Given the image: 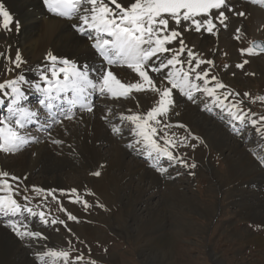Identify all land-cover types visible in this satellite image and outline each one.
Masks as SVG:
<instances>
[{
    "label": "rangeland",
    "instance_id": "rangeland-1",
    "mask_svg": "<svg viewBox=\"0 0 264 264\" xmlns=\"http://www.w3.org/2000/svg\"><path fill=\"white\" fill-rule=\"evenodd\" d=\"M227 15L232 23L230 31L237 34L236 28L241 29V32L237 34L240 36L239 40L234 38V44L220 45L212 36L210 45L203 51L195 46L190 48L201 53L203 59L214 62V67L209 68L205 64L201 65V70L209 68L210 75H216L226 86L225 89L219 90L220 93L239 94L235 97L229 96L226 103L240 100L242 112L249 115L254 113L252 119L259 120L261 116H264V101L255 98L264 96V53L254 56L240 54L239 50L248 47L255 38L248 31V27H246L247 31L245 30L244 17L234 16L232 13ZM253 27H255V33L261 34L257 39L264 42V22L256 20ZM178 30L183 32V28ZM2 40L0 38V83L3 82L6 68L16 53L11 44ZM244 59H248L249 62L243 69H237L235 65ZM225 64L229 66L227 69L224 67ZM246 92L249 94L248 97L244 96ZM101 100L110 101V98L105 95ZM129 100L130 97L110 101L116 103L110 107V110L108 109L113 123L118 122V125H124L118 113ZM101 108L104 109L103 106ZM206 115L208 114H205V117H208ZM76 118L78 117L75 116ZM172 119L170 117L168 123L174 125L177 134L180 135L181 132V136L183 134L187 136L190 132L201 138L202 142L189 139V144L196 145L195 148L181 145L179 151L176 147L168 146L173 155L186 160L188 164L195 163V168H186L179 163L170 162L167 157H161L162 165L168 168L167 173L173 175L161 178L155 184L156 186L150 188V182H148L150 179L141 181L136 174L132 178L134 182L131 185L122 183L118 190H115V186L112 188L109 186L105 192L99 194L95 187L87 184L88 181L84 182V179L91 180L95 186H98V182L100 184L103 177L99 175L97 180L98 177L91 173L95 170L83 164L84 162L77 157L76 165L78 163L79 165L71 166L72 169L66 167L68 172L65 169L68 178L66 177L63 188L37 190L40 193L36 195V204L41 205L38 207L43 210L45 208L47 212L44 211V213L50 216H48L47 224L41 221L43 224L36 227V230L38 229L37 231L46 238L24 237L23 239L27 241L19 239L23 243L24 251L29 252L28 257L31 260L35 258L36 261L33 260V262L37 264H63L62 258L46 255L49 245H52L53 250L69 252L68 264H72L77 256L82 257L79 264H91V262L95 264H158L159 258L162 257L160 255L162 250L159 251L154 242L156 239L163 238V252L166 253L164 263L166 264H264V223H262L264 220L251 216L249 214L251 211L248 210L250 206H257V209L264 210V163H261V159L264 158V136L257 134L250 124L240 127V131L237 132L226 125L225 118H211L210 122L221 126L220 129L222 128L221 131L225 132L228 145L236 150V152L226 150L227 152L221 153L212 144H208L204 136L196 132L197 129L194 126H187L182 122L186 128L176 127L181 123ZM65 122L55 126L64 129L62 131L64 135L61 134L63 140L69 138L74 141L70 133L77 127L73 129L68 123L64 126ZM233 125L234 123L232 127ZM127 126L125 131L130 132V124L128 123ZM59 129L53 132L59 133ZM49 132L50 137L48 133L42 139L39 136L41 139L39 144L30 143L13 155L30 152L35 144L39 148L50 145L52 132ZM159 143L164 145L163 141ZM73 154L78 156L77 152ZM243 156L246 158L248 169L252 167L250 170L252 173H249V176L244 174L242 169H236V164ZM129 157V160L136 159L137 162L146 164V168L153 169L154 174H161L149 165L148 159L137 154ZM53 166L55 165H50L51 168ZM84 166L89 170L87 168L86 171ZM114 172L118 173L115 170ZM39 174H41L40 171ZM67 181L68 184H66ZM170 187L181 194L173 196L170 193ZM72 189L76 192L73 193ZM85 201L89 207L84 206ZM68 213L75 215L78 220H68ZM53 219L63 220L67 227L65 224H52ZM144 227L148 229L145 230ZM156 257L158 261H152Z\"/></svg>",
    "mask_w": 264,
    "mask_h": 264
},
{
    "label": "snow or ice",
    "instance_id": "snow-or-ice-1",
    "mask_svg": "<svg viewBox=\"0 0 264 264\" xmlns=\"http://www.w3.org/2000/svg\"><path fill=\"white\" fill-rule=\"evenodd\" d=\"M249 2L264 4V0H249ZM43 3L53 14L79 18L81 23L74 24L73 28L92 41L91 46L102 58V63L98 68L90 66L87 62L79 65L67 57L60 59L49 52L46 60L50 61V67H40L37 70V80L29 81L21 72L17 77L0 83V94H2L0 104L6 103L7 113L0 114L2 117L0 118V151L14 154L30 143L40 142L38 136L27 133L26 129L29 125H38V132L48 133L50 136L49 129L53 126L62 124L65 119L70 121L75 119L77 108L80 112L93 113L94 103L89 98L90 89H95L101 96L107 95L113 99H126L134 92L145 94L152 92L158 96L156 103L146 113L121 114L119 117L122 123L125 121L131 123L133 126L131 133L136 138L135 144H142V150L150 160L167 157L170 162L179 163L186 168L196 167L195 163L188 164L186 160L173 155L168 149V145L175 148L178 143L195 148L196 145L189 144V139L201 141L200 137L190 132L187 136L180 137L179 142L175 139V133L171 134L170 139H166L169 137V130L173 127L165 122L175 104L173 89H177L179 94L194 104L198 102V94L211 98L215 106L227 111L234 122V131L239 132L240 127L250 124L257 134L264 136V123H261L264 121V116L259 120L252 119V115L255 114L242 112L240 100L226 103L229 96L235 97L239 94L220 93L219 90L225 89L226 86L216 75H210L209 68L214 67V62L203 59L201 53L189 48L185 43L184 33L194 30L201 35L208 33L216 36L220 30L218 25L226 29L230 20L226 12L244 17L245 12L236 11L235 5L230 0H132L128 6H123L117 0H43ZM214 11L218 12V15H214ZM13 22L16 23V30L19 32V22L14 21L11 13L0 2V23L3 28L10 30ZM179 28H183V32L179 31ZM240 32L241 29L236 28V33ZM235 39L239 40L240 36L236 35ZM174 42H178V47L171 46ZM239 51L242 56L264 53V43L251 42L248 47H243ZM11 62L16 68H20L25 63L19 50ZM248 62V59H244L235 67L243 69ZM205 64L209 68L201 70V65ZM58 65L62 66L58 67ZM117 67L121 69L126 67L139 79L132 83L125 82L118 76ZM224 67L227 69L229 66L225 64ZM150 73L155 74V77ZM61 74L63 79L60 78ZM199 81L203 83H198ZM23 85L40 94L39 110H33L26 104L28 97ZM69 92L72 94L71 97L67 95ZM248 95L247 92L244 93L245 97ZM255 99L264 101V96ZM202 110L212 111L207 105ZM42 114L43 122H41ZM178 127L186 128L183 124ZM111 128L114 134L121 132L119 126L112 125ZM160 133H163L160 137L164 140L163 146L154 139ZM51 143L63 142L52 139ZM128 147H133V144H129ZM261 163H264V158L261 159ZM154 166L162 175L168 171L158 164ZM92 174L99 176L100 172ZM9 177L8 172L0 171V193H3L0 194V212L6 216H17L21 212L36 215L32 208L26 204H19L10 194L14 189L9 183ZM10 179L19 178L12 176ZM33 190H36L35 186ZM71 191L76 192L75 189ZM24 199L26 200L27 197ZM84 206L89 207L87 201L84 202ZM98 206L103 207V205ZM39 216L43 223H48L45 213L40 212ZM67 218L70 221L78 220L71 213H68ZM51 223L65 224L63 220L56 219ZM6 227L11 228L20 238H46L38 231H21V226L14 220H9ZM46 255L62 258L63 264L69 262L70 254L66 250L50 249ZM81 259V256L75 257L72 264H79Z\"/></svg>",
    "mask_w": 264,
    "mask_h": 264
},
{
    "label": "bare ground",
    "instance_id": "bare-ground-1",
    "mask_svg": "<svg viewBox=\"0 0 264 264\" xmlns=\"http://www.w3.org/2000/svg\"><path fill=\"white\" fill-rule=\"evenodd\" d=\"M0 2H2L6 10L11 13L14 21L19 22L20 25L19 32H17L15 22L11 24L10 30L4 29L2 23H0V38L3 39L7 44H11L15 48L16 53L17 50H19L23 60L25 61V63H23L20 68H16L15 65L11 62L15 59L16 53L14 55L12 54L13 57L6 68L3 81L13 79L20 75L21 72H23V74L29 81L37 80V70L40 67H50V61L46 60L47 54L49 52L60 59L67 57L68 59L77 62L79 65H83L85 62H87L94 68H98L101 65L102 61L93 52L90 46V40H88L86 36L80 35L76 31V29L73 28L74 24L81 23L78 17H73L71 19H61L54 15H51L46 11L43 0H0ZM117 2L122 3L123 6H128V4L132 2V0H117ZM230 2L235 5L236 11L245 12V30L247 31V29L249 28L248 31L251 32L252 35H254V38H259L261 34L255 33V27H253V24L256 20H259V22H264V4L251 3L249 2V0H230ZM109 6L114 7V5ZM226 14L229 13L226 12ZM214 15H218V12L214 11ZM228 24L229 26L226 29L218 25L220 30L218 34L214 36V39L220 45L234 44L233 39L237 34L232 33L233 31H230L232 24L231 20H229ZM246 27L248 28L246 29ZM212 36L213 35H210L208 33H204L203 35H201L200 33H196L194 30L188 33H184L186 45L189 48L191 46H195L200 51H203L208 45H210V39ZM171 46L178 47V42H174ZM61 66L62 65H58V67ZM185 67L187 66L185 65ZM9 69H11V71H9ZM116 72L118 76L125 82L132 83L139 79L135 73H132L131 70L127 69L126 67L123 69L117 67ZM150 75H153L155 77V74L150 73ZM60 77H62V74ZM198 83L202 84L203 82L199 81ZM157 84L159 85V78H157ZM22 87L26 91L27 96L30 97V94H32L34 89L28 88L27 85H23ZM102 97L103 96H100V98L95 101L93 113L80 112L76 115L78 118L71 121L67 120L65 122L64 126H66V123H68L72 128L77 127L75 131L73 130V132L70 133L71 136L74 137V141L69 138V140H63L62 136L64 135V132L62 133V131L64 129L62 130L57 128L56 126H53V128L49 130L52 132V139L61 140L63 142L62 144L50 143L49 145L48 142L46 143L48 144V146H46L44 143L45 146L41 148H39L38 145L35 144L33 147L34 150L32 148L30 152L25 151L24 153H19L18 155L0 151V171L8 172L10 174V177L15 176L19 178L18 180H11L9 177V183L14 189V191L10 194L14 196L19 204H26L36 213V215H32L27 212H21L17 216H6L2 212H0V264H37L33 262L35 258L31 260L28 257L29 252L26 253L24 251L25 249H23V243L19 241V239H24L17 237L11 230V228L6 227V225L8 224L9 220H14L18 223V225L21 226V231L28 230L36 232L38 230H36V227L40 224H43L41 222L39 213H44V210L42 208H39L41 207V205H38V207L36 204V195L40 193L38 191L63 188L66 181L65 179L68 176L67 169L71 166L79 165V163L78 165H76V162L78 161L77 157H79V160H82L81 162H84L83 164H87L91 169H94L95 172L99 171L100 176L103 177L101 178L100 184L97 181L98 186H95L91 180H86V178L84 179V182L88 181L87 184L95 187L96 191H98L99 194L105 192V189H107L109 186H111V188L112 186H115V190H118L119 186L121 187L122 183H125V185H131L134 182L132 181V178L136 174L139 175L141 181H145V179L149 178L150 180L148 182H150V188L158 183L161 178L165 176L171 177V175H173L171 173V175L169 173H166L164 175L158 173L156 175L152 172L153 169L151 170L149 168H146V164H144L143 162L142 164L141 161L139 163L136 159V161L134 159L129 160V158H131L129 156L137 154L142 158L148 159L149 165L154 169L156 168L154 165H162L159 160H150L147 157L146 152L142 150V144H135L136 138L131 133V128L133 126L130 122L125 121L124 125L121 126L118 125V122L113 123V119H110V111H108V109L110 110V107H113V105L116 104H114L113 102L111 103L110 101H117L119 99H113L107 96L108 98H110V101H105L101 100ZM173 99L175 104L168 114V117L165 121L166 123H168V119L171 117L173 118L172 120L176 119L177 122L180 121L181 124L183 122L187 126H194L197 129L196 132L203 135L208 144H212V146L219 149L221 153L227 152L226 150L236 152V150H234L232 146L228 145V142L225 138V132L221 131L222 128L220 129L221 126L219 127L210 122L212 120L211 118H225L226 125H229L228 127H230V129L234 131L232 127V123L234 122L228 115L227 111L221 110V108L215 106L211 98H206L201 94H198V102L194 104L188 101L186 97L179 94V91L177 89H173ZM157 100L158 96L155 93L148 92L147 94H145L134 92L130 96V100L127 103L125 102L126 106L121 109L119 108L120 111L118 113V117H120L121 114L130 115L132 113H146L156 103ZM205 105L210 107L212 111L208 112L202 110ZM5 106V103L0 104V108L4 107L2 108L3 110H5ZM101 106H103L104 109L101 108ZM205 114H208L206 115L208 117H205ZM104 117H106V119H104ZM128 123L130 124V132L125 131V127ZM112 125L121 127V132L119 134H114L111 128ZM61 126L63 127V125ZM71 127L68 128L71 129ZM57 129H59V133H54L53 131ZM175 131L176 130H174L173 125V127L169 130V137H166V139H170L171 134L175 133V139L177 140V142H179L182 134L179 131V135ZM28 133L38 137L41 136V132L33 131ZM61 134L63 135L61 136ZM160 136H163V133H160L159 136L154 137V139H157L158 142H164L163 139H160ZM129 144H133V147H128ZM176 148L180 151L181 145L178 143ZM73 152H77L78 156L73 154ZM245 156H243L242 158L240 157L242 161H238V163L236 164V169H242V172L248 175L249 173H252V171L250 172V170H252V167L248 169L245 161ZM51 164H54L55 166L51 168ZM82 166L83 165L81 164V167ZM161 167L167 168V166L164 165H162ZM65 169L67 172L65 171ZM114 170L118 173H115ZM39 171L41 172V174H39ZM97 180H99V177ZM66 184H68V181ZM33 186H35L36 190H33ZM170 193H172L173 196H178L181 194H179L178 190L176 191L175 188H171ZM143 195L145 196V194ZM25 197H27L26 200L24 199ZM101 198L105 199L102 196ZM69 199L70 198H68V200ZM65 205H67V203ZM256 207L257 206L248 207V210L251 212H249L248 210L247 212H249L251 216L254 215L258 219L264 220V210L262 208L257 209ZM204 213L206 214V210ZM249 214L248 216L251 217ZM143 229L147 230L148 228L144 227ZM24 241H27V239H25ZM154 245H157V249H159V251L162 250V252H160V255H162V257L159 258L160 261H158V257L153 258L152 261L157 260L159 262L158 264H166L164 263V259H166V253L163 252L164 239H156ZM50 249L53 250L54 247L52 245H49L48 250ZM37 262L39 261L37 260Z\"/></svg>",
    "mask_w": 264,
    "mask_h": 264
},
{
    "label": "water",
    "instance_id": "water-1",
    "mask_svg": "<svg viewBox=\"0 0 264 264\" xmlns=\"http://www.w3.org/2000/svg\"><path fill=\"white\" fill-rule=\"evenodd\" d=\"M254 42H260V41H254ZM261 43V42H260Z\"/></svg>",
    "mask_w": 264,
    "mask_h": 264
}]
</instances>
